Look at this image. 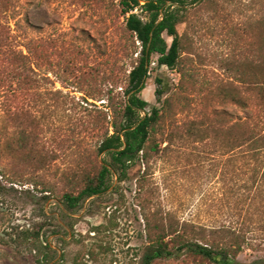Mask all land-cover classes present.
<instances>
[{
  "label": "rangeland",
  "instance_id": "374dc122",
  "mask_svg": "<svg viewBox=\"0 0 264 264\" xmlns=\"http://www.w3.org/2000/svg\"><path fill=\"white\" fill-rule=\"evenodd\" d=\"M29 1L12 0L9 18L0 13V32L4 24L13 27L27 8L31 21L41 26L56 19L64 27L88 30L100 50L84 42L79 56L54 57L50 72L43 71L47 78L20 99L14 81L4 78L12 67L2 58L0 42V236L13 225L38 222L57 257L64 254L63 264H139L146 248L141 203L173 221L207 227L246 218L254 225L264 221V182L254 181L264 168V153L255 157L252 143L238 147L237 140L244 130L264 129V110L247 84L253 77L243 71L264 58V0H201L187 7L185 21L176 26L184 46L178 68L159 65L152 55L140 93L148 103L145 112L169 99L142 198L135 168L120 183L122 197L112 184L75 211L59 201L62 173L106 158L96 155L104 126L92 128L88 120L96 114L102 119V112L109 119L107 105L122 99L135 58L132 38L122 30V19L104 29L96 17L69 3L63 2L59 15L51 10L55 2L43 3L36 13ZM234 121L240 126L229 135L225 128ZM192 123L198 128L189 129ZM30 148L38 153L34 158L24 154ZM263 254L244 247L237 260L247 263ZM30 263L26 254L0 243V264ZM153 264L198 263L182 252Z\"/></svg>",
  "mask_w": 264,
  "mask_h": 264
},
{
  "label": "trees",
  "instance_id": "16d2710c",
  "mask_svg": "<svg viewBox=\"0 0 264 264\" xmlns=\"http://www.w3.org/2000/svg\"><path fill=\"white\" fill-rule=\"evenodd\" d=\"M201 0H31L35 12L43 3L55 5L54 13L60 15L65 9L63 2L77 7L81 14L96 17V22L104 29H110L116 21L122 19V30L132 38V53L135 54L133 64L126 75V83L121 88L122 99L118 104L109 103L108 114L102 112L101 117L93 115L88 123L92 128L99 124L104 131L96 147V155L103 154L101 160H87L79 165V171L62 173L63 186L59 201L69 211H75L84 200L107 190L112 184L113 192L123 196L120 183L129 179L130 171L138 170L135 178L136 191L139 198L145 192L144 179L148 161L158 151L157 133L163 119V110L168 105L166 97L160 107H152L145 112L147 101L140 95L150 75L152 55H157V64L170 69L178 68L184 46L176 26L185 21L187 7ZM12 0H0V13L9 18ZM139 10L140 13L135 12ZM0 32L1 55L11 72L5 73L14 81L13 93L20 99L26 96L29 89L44 80V73L50 72L54 57H77L81 53L80 43L100 50L94 37L88 30L77 26H63L52 19L44 26L31 21L27 8L23 11L13 27L2 25ZM36 32L38 34H34ZM164 34L169 38L165 39ZM100 52V51H99ZM253 78L247 84L256 91L259 106L264 110V58L243 70ZM158 84V80L156 81ZM249 86V87H250ZM162 89L155 88V97L160 100ZM165 105V107H164ZM31 120V119H30ZM32 122V121H30ZM240 126L236 121L226 127L227 134ZM195 123L189 129L195 130ZM260 135H257L259 134ZM238 147L252 143L254 156L264 153V129L257 133L242 131L238 137ZM22 141V140H21ZM19 141V143L21 142ZM254 144V145H253ZM29 158L38 155L32 148L28 149ZM38 160H42L41 158ZM84 166V167H83ZM143 170L141 171V167ZM257 185L264 182V168L259 176H254ZM114 181V183H112ZM48 191L47 188L42 189ZM141 218L146 248L140 257L139 264H153L156 259L179 255L185 252L198 264L207 262L214 264H264V254L256 259L242 263L237 260L244 247L264 251V221L254 225L249 219L228 222L219 226L207 227L203 224L187 220L175 221L171 217L158 215L146 210L141 203ZM42 223L32 225H13L4 235L0 243L11 246L16 252L26 254L30 264H63L64 254L57 257V250L45 239Z\"/></svg>",
  "mask_w": 264,
  "mask_h": 264
}]
</instances>
